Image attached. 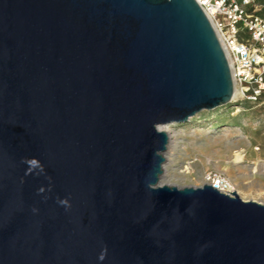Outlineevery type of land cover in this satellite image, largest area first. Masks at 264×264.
Returning <instances> with one entry per match:
<instances>
[{"label": "water", "instance_id": "1", "mask_svg": "<svg viewBox=\"0 0 264 264\" xmlns=\"http://www.w3.org/2000/svg\"><path fill=\"white\" fill-rule=\"evenodd\" d=\"M233 96L195 0H0V264H264V204L160 184Z\"/></svg>", "mask_w": 264, "mask_h": 264}, {"label": "rangeland", "instance_id": "2", "mask_svg": "<svg viewBox=\"0 0 264 264\" xmlns=\"http://www.w3.org/2000/svg\"><path fill=\"white\" fill-rule=\"evenodd\" d=\"M162 127L175 137L164 152L160 184L200 187L215 173L227 177L243 200L264 204V101L236 99Z\"/></svg>", "mask_w": 264, "mask_h": 264}, {"label": "built area", "instance_id": "3", "mask_svg": "<svg viewBox=\"0 0 264 264\" xmlns=\"http://www.w3.org/2000/svg\"><path fill=\"white\" fill-rule=\"evenodd\" d=\"M210 22L228 59L237 100L264 101V1L195 0ZM235 87V88H236ZM205 184L232 194V182L208 173Z\"/></svg>", "mask_w": 264, "mask_h": 264}, {"label": "bare ground", "instance_id": "4", "mask_svg": "<svg viewBox=\"0 0 264 264\" xmlns=\"http://www.w3.org/2000/svg\"><path fill=\"white\" fill-rule=\"evenodd\" d=\"M235 87H236V86H235V84H234V96H233V100H236L237 97L239 96V90L237 89V87H236V88H235ZM158 129H159V130H162V131H164V132H166V134L168 135L169 141H170V138H174V137H175V136H171V135H170V137H169V134H170V133H169L167 130L163 129L162 126L158 127ZM241 160H242V154H241V153H237V155H236V161H237L238 163H240ZM234 192H235V189H234Z\"/></svg>", "mask_w": 264, "mask_h": 264}, {"label": "crops", "instance_id": "5", "mask_svg": "<svg viewBox=\"0 0 264 264\" xmlns=\"http://www.w3.org/2000/svg\"><path fill=\"white\" fill-rule=\"evenodd\" d=\"M262 1H264V0H262Z\"/></svg>", "mask_w": 264, "mask_h": 264}]
</instances>
